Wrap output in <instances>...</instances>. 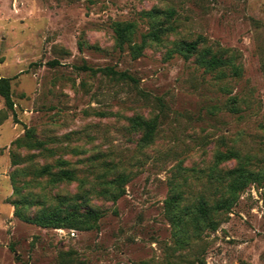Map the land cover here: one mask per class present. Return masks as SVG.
Here are the masks:
<instances>
[{"label":"rangeland","instance_id":"374dc122","mask_svg":"<svg viewBox=\"0 0 264 264\" xmlns=\"http://www.w3.org/2000/svg\"><path fill=\"white\" fill-rule=\"evenodd\" d=\"M154 8L163 12L152 17ZM116 21H135L138 43L152 24L174 29L135 57L118 43ZM196 38L234 57L243 74L221 79L195 56L168 53ZM84 64L127 70L136 81ZM0 77L11 79L15 111L0 124V264H264V185L239 192L215 229L194 237L190 227L184 247L166 208L175 189L189 210L215 192L208 174L218 150L233 146L252 168L264 167V0H0ZM234 95L238 113L229 109ZM135 115L158 116L152 144L139 142ZM28 128L53 153L13 144ZM58 157L76 180L52 185L36 175ZM118 174L126 181L114 199L102 190ZM16 185L43 202L30 215L74 202L103 216L91 229L24 221Z\"/></svg>","mask_w":264,"mask_h":264},{"label":"trees","instance_id":"16d2710c","mask_svg":"<svg viewBox=\"0 0 264 264\" xmlns=\"http://www.w3.org/2000/svg\"><path fill=\"white\" fill-rule=\"evenodd\" d=\"M163 12L159 8H154L148 14L152 17L158 16ZM173 10H168L166 14L173 15ZM114 32L118 43L131 44V50L135 57L143 53L148 42H162L166 33L174 29L173 25L163 26L162 24H152L150 30L142 35L140 43L134 41L137 31L135 21H116L114 23ZM168 53H178L184 57L195 56L197 64L206 71H217L221 79L228 76L239 77L243 74L241 64L235 61L234 57L228 56L223 51H213L211 47L201 45L199 38L188 40L181 39L175 42L173 48ZM84 69L91 70L93 73L102 72L111 77L123 80L136 81L127 70H118L113 66L97 67L83 65ZM0 95L5 100L6 109L0 110V124L7 117V110L14 112V100L12 96L11 79L9 77H0ZM229 109L232 113H238L239 98L237 95L230 96ZM131 127L141 132L139 142L142 146H148L155 140L158 128V116L145 118L142 115H135L129 118ZM17 147H27L31 149H40L53 153L52 149L46 147L45 141L39 139L33 129L28 128L22 137L13 141ZM230 160H236V164L231 167L220 168V165ZM19 158L13 154V164L17 165ZM70 161L58 157L53 163H46L39 167L35 173L37 176H47V182L52 185H59L64 182H71L77 179L75 170L69 166ZM19 171L13 173V180ZM209 183L213 186V194H201L189 210L182 205V194L176 191L166 200L167 215L177 233L181 236L178 244L184 247L189 242V228L193 227L194 237L200 236L201 231L210 227H217L216 215L228 212L235 203L239 192L244 190L249 184L257 183L264 185V167L256 170L250 166V157L242 156L236 148L227 147L226 150H218L215 155V163L210 167L208 174ZM126 181L124 174L116 175L110 184L104 186L102 193L118 198L124 191L123 183ZM22 187L15 186V192L20 198L13 200L15 205V215L27 222L36 223L48 227L68 226L78 229H91L98 226L99 219L103 216V211L93 206L84 207L80 210V204L70 202L66 207L61 205L47 206L30 215L26 209L42 204L39 196L27 195L22 193ZM65 202V201H64Z\"/></svg>","mask_w":264,"mask_h":264}]
</instances>
